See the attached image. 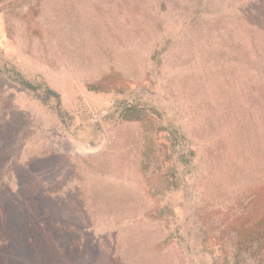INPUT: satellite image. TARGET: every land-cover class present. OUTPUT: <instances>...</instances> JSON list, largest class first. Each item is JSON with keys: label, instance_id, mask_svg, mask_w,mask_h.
Returning a JSON list of instances; mask_svg holds the SVG:
<instances>
[{"label": "rangeland", "instance_id": "obj_1", "mask_svg": "<svg viewBox=\"0 0 264 264\" xmlns=\"http://www.w3.org/2000/svg\"><path fill=\"white\" fill-rule=\"evenodd\" d=\"M259 189L264 0H0V264H225Z\"/></svg>", "mask_w": 264, "mask_h": 264}, {"label": "trees", "instance_id": "obj_2", "mask_svg": "<svg viewBox=\"0 0 264 264\" xmlns=\"http://www.w3.org/2000/svg\"><path fill=\"white\" fill-rule=\"evenodd\" d=\"M19 82L28 89L36 91V86L31 82L25 79H19ZM40 84L43 85L44 82ZM88 88L96 91L108 90L99 84H90ZM44 92L46 97H54L59 103V95L54 90L45 86ZM122 119L133 121L140 119V117L133 107H128L123 113ZM67 227L73 228L59 222L56 225L59 230ZM216 239L223 247L226 257L225 264H245L247 260L264 264V191L262 189L253 194L232 225L226 228L222 235L217 236Z\"/></svg>", "mask_w": 264, "mask_h": 264}]
</instances>
